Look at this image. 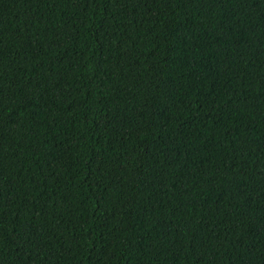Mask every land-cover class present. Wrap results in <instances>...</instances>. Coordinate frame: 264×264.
Wrapping results in <instances>:
<instances>
[{
  "label": "trees",
  "instance_id": "16d2710c",
  "mask_svg": "<svg viewBox=\"0 0 264 264\" xmlns=\"http://www.w3.org/2000/svg\"><path fill=\"white\" fill-rule=\"evenodd\" d=\"M0 264H264V0H0Z\"/></svg>",
  "mask_w": 264,
  "mask_h": 264
}]
</instances>
